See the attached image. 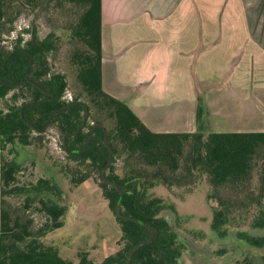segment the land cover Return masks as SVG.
Masks as SVG:
<instances>
[{
  "label": "trees",
  "instance_id": "1",
  "mask_svg": "<svg viewBox=\"0 0 264 264\" xmlns=\"http://www.w3.org/2000/svg\"><path fill=\"white\" fill-rule=\"evenodd\" d=\"M17 1L31 10L50 2L59 8L71 4L79 9L70 31L81 46L71 54L70 61L88 102L79 101L78 96L67 103L61 100L65 79L50 77L47 62V55L56 49L53 34L39 39L33 30L29 39L16 38L9 49L1 44L3 34H13L11 25L18 15ZM101 59V0H0V99L13 91L6 110L0 111L1 149L15 141L29 145L32 131L42 133L45 128H54L62 143L65 138L67 156L77 165L73 182L80 184L98 176L103 198L114 212L121 232V248L101 262L90 260L86 254L80 255L77 263L62 259L40 239L62 226L64 209L40 200L39 210L45 222L37 229L29 216L13 217L5 196L19 190L13 185L20 166L1 158L0 264H125L130 250L149 237L144 226L115 213L119 193L101 180L108 155L101 128L94 129L86 146L90 128L97 124L106 130L112 149L105 178L122 191L121 213L143 221L153 231L152 240L135 251L131 264H179L182 247L178 244V232L164 214L172 206L164 205L152 189L158 185L178 186L191 175L205 177L212 189L207 196L215 205L208 232L221 241L233 239V249L244 245L249 254L243 257L245 264H252L255 257L264 264V236H253L239 228L248 223V229H264V133H152L124 103L103 91ZM76 102L81 104L69 106ZM66 106L69 107L62 109ZM56 110L60 111L49 118ZM86 111L87 120L81 128ZM94 113L102 117L93 116ZM121 153L131 168L118 172L115 161ZM37 186L49 189L46 180H39ZM227 248H221L220 253H227Z\"/></svg>",
  "mask_w": 264,
  "mask_h": 264
},
{
  "label": "crops",
  "instance_id": "2",
  "mask_svg": "<svg viewBox=\"0 0 264 264\" xmlns=\"http://www.w3.org/2000/svg\"><path fill=\"white\" fill-rule=\"evenodd\" d=\"M101 48L150 132L264 133V0H101Z\"/></svg>",
  "mask_w": 264,
  "mask_h": 264
},
{
  "label": "rangeland",
  "instance_id": "3",
  "mask_svg": "<svg viewBox=\"0 0 264 264\" xmlns=\"http://www.w3.org/2000/svg\"><path fill=\"white\" fill-rule=\"evenodd\" d=\"M15 5L18 15L11 25L13 34H3L1 44L9 49L16 38L29 39L33 30L39 39L53 34L56 49L47 55V62L50 77L62 76L65 79L61 100L70 95L72 98L78 96L81 102H88L76 81V69L70 61L71 54L81 46L70 31L79 9L71 4L59 8L54 2L35 10L22 6L18 1ZM12 92L0 99V111L6 110ZM95 113L93 116L102 117ZM102 120L109 125L106 119ZM30 140L29 145L15 141L2 149L0 147V159L12 160L20 166L13 185L19 190L5 196L11 215L22 219L29 216L37 229L45 222L39 210L40 200L62 207V226L47 232L40 241L64 260L77 263L80 255L86 254L90 260L101 262L118 251L121 248L118 244L120 226L103 198L98 176L94 175L80 184L73 182L77 176V165L63 150L61 138L54 128H45L42 133L32 131ZM125 160L122 153L116 156L118 172L122 168H131ZM39 180H46L49 189L39 188ZM152 191L164 205L172 206L164 214L178 232V244L182 247L179 264H245L243 257L249 254L244 245L233 249V239L221 241L208 232L209 217L215 203L207 196L212 189L206 184L205 177L186 176L178 186L166 188L158 185ZM239 228L253 236H264V229H248V223ZM223 247H228L227 253H220ZM250 249L252 254L255 253L253 248ZM236 252L241 256L239 253L235 255ZM252 264H261L260 259L255 257Z\"/></svg>",
  "mask_w": 264,
  "mask_h": 264
},
{
  "label": "water",
  "instance_id": "4",
  "mask_svg": "<svg viewBox=\"0 0 264 264\" xmlns=\"http://www.w3.org/2000/svg\"><path fill=\"white\" fill-rule=\"evenodd\" d=\"M81 104V102H76V103H71L69 104V106L73 105V104ZM69 106H66V107H63L62 109H65ZM60 110H56L55 112H53L51 114V116L49 118H51L53 115H55L56 113H58ZM87 116H88V112L86 111L85 115H84V118H83V121H82V124H81V128L85 125L86 123V120H87ZM46 125V124H45ZM96 127H99L103 130L104 132V137H103V142H104V145L105 147L107 148V151H108V155H107V160H106V163L104 165V167L102 168L101 170V180L102 182H105L107 183L108 185L112 186L113 188H115L117 190V192L119 193V198L117 200V203H116V206H115V213L117 215V217L121 218V219H124V220H130V221H133V222H136L142 226H144L147 230H148V233H149V237L145 240V241H142V242H139L138 244H136L131 250L130 252L128 253L127 255V259H126V263L125 264H131V257L132 255L135 253L136 250H138L141 246H143L144 244L146 243H149L152 238H153V231L151 230V228L146 224L144 223L143 221L139 220V219H136V218H132V217H129V216H124L122 213H121V206H120V202H121V198H122V191L119 189V187L117 186V184H115L114 182L108 180L105 178V172L108 168V166L110 165L111 163V158H112V149L111 147L109 146L108 142H107V132L106 130L103 128V126L101 124H97V125H93L91 128H90V131H89V136H88V139H87V142H86V146L89 144L90 142V139L92 137V134H93V131ZM71 134H68L67 136H69ZM85 146V147H86ZM63 150L65 151L66 150V144H65V138H63ZM75 152H79V151H75Z\"/></svg>",
  "mask_w": 264,
  "mask_h": 264
},
{
  "label": "built area",
  "instance_id": "5",
  "mask_svg": "<svg viewBox=\"0 0 264 264\" xmlns=\"http://www.w3.org/2000/svg\"><path fill=\"white\" fill-rule=\"evenodd\" d=\"M72 100V96L68 95L67 97H64L62 101L64 102H70Z\"/></svg>",
  "mask_w": 264,
  "mask_h": 264
},
{
  "label": "flooded vegetation",
  "instance_id": "6",
  "mask_svg": "<svg viewBox=\"0 0 264 264\" xmlns=\"http://www.w3.org/2000/svg\"><path fill=\"white\" fill-rule=\"evenodd\" d=\"M32 70V65H30V71ZM26 78L28 77V74L25 76ZM14 85H17V83H14Z\"/></svg>",
  "mask_w": 264,
  "mask_h": 264
}]
</instances>
